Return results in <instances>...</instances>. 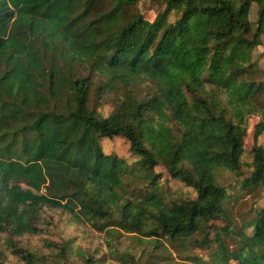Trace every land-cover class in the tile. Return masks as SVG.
Wrapping results in <instances>:
<instances>
[{"label":"trees","instance_id":"1","mask_svg":"<svg viewBox=\"0 0 264 264\" xmlns=\"http://www.w3.org/2000/svg\"><path fill=\"white\" fill-rule=\"evenodd\" d=\"M263 36L264 0H0V264H264Z\"/></svg>","mask_w":264,"mask_h":264},{"label":"rangeland","instance_id":"2","mask_svg":"<svg viewBox=\"0 0 264 264\" xmlns=\"http://www.w3.org/2000/svg\"><path fill=\"white\" fill-rule=\"evenodd\" d=\"M153 11H154V7L149 8L148 12L150 14V18L153 17V13H152ZM254 57L257 58L259 62L264 65V36L262 37L261 44L258 45L254 51ZM108 111H109V107H105L104 113L107 114ZM248 140H249L248 145L250 146L252 143L250 134L248 136ZM259 143L264 145V132L259 136ZM102 146L106 153H114L118 155L119 157L124 158L128 164H132L136 160V158L129 151L128 143L124 138H121V137L105 138L102 140ZM156 169L159 171L160 170L164 171V169L160 166H158ZM169 186L171 190L177 193L183 194L185 196L192 197L195 195V192L192 188L185 186L182 182L178 180L171 181ZM87 240H85L84 242H86ZM92 240H93V243L91 247L93 248H95L94 246L99 247V251L104 252L105 250L104 243L100 241L96 236Z\"/></svg>","mask_w":264,"mask_h":264}]
</instances>
